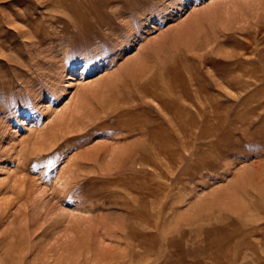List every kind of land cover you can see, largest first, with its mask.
Listing matches in <instances>:
<instances>
[{
    "label": "rangeland",
    "instance_id": "1",
    "mask_svg": "<svg viewBox=\"0 0 264 264\" xmlns=\"http://www.w3.org/2000/svg\"><path fill=\"white\" fill-rule=\"evenodd\" d=\"M0 264H264V0H0Z\"/></svg>",
    "mask_w": 264,
    "mask_h": 264
},
{
    "label": "bare ground",
    "instance_id": "2",
    "mask_svg": "<svg viewBox=\"0 0 264 264\" xmlns=\"http://www.w3.org/2000/svg\"><path fill=\"white\" fill-rule=\"evenodd\" d=\"M135 84H136V83H135ZM138 84H139V83H138ZM138 84H137V85H138ZM141 84H142V83H141ZM144 86H145V85H144ZM145 89H147V88H145ZM139 90H140V89H139ZM143 90H144V89H143ZM141 91H142V90H141ZM139 92H140V91H139ZM149 92H150V91H148V93H149ZM142 93H143V92H142ZM146 93H147V91H146ZM150 95H151V93H150ZM144 96H145V95H144ZM210 98H211V97H210ZM212 99H213V98H212ZM209 100H210V99H209ZM203 101H204V100H203ZM203 101H202V102H203ZM205 101H207L206 98H205ZM193 102H194V101H193ZM197 102H198V101H197ZM200 102H201V101H200ZM216 102H217V101H216ZM194 103H195V102H194ZM206 103H207V102H206ZM217 104H218V103H217ZM206 105H207V104H206ZM163 106H164V105H163ZM216 106H217V105H216ZM218 106H219V105H218ZM218 106H217V107H218ZM202 107H203V106H202ZM217 107H216V108H217ZM204 108H205V107H204ZM213 108H214V107H213ZM207 110H208V109H207ZM208 111H209V110H208ZM212 111H213V110H212ZM120 112H121V111H120ZM122 112L124 113V111H122ZM125 112H126V111H125ZM117 113H118V112H117ZM117 113H116V114H117ZM123 113H122V114H123ZM116 114H115V115H116ZM198 114H200V113H198ZM208 114H209V113H208ZM211 114H212V113H211ZM115 115H114V116H115ZM129 115H130V114H129ZM129 115H128V116H129ZM118 117H119V118H117V122H118V120L120 121V120L122 119V118H120V116H118ZM124 117H126V116L124 115ZM205 120H206V119H205ZM139 122H140V121H139ZM201 122H202V121H201ZM129 123H130V121H129ZM208 123H209V122H208ZM131 124H132V123H131ZM133 124H134V123H133ZM135 124H136V123H135ZM140 124H141V123H140ZM200 124H201V123H200ZM122 125H123V124H122ZM206 125H207V124H206ZM125 126H126V125H125ZM125 126H124V127H125ZM138 126H139V125H138ZM130 128H131V127H130ZM130 128H129V129H130ZM143 129H144V128H143ZM145 129H146V128H145ZM145 129H144V130H145ZM130 130H133V129H130ZM133 131H135V130H133ZM149 131H150V130H149ZM141 134H142V133H141ZM147 140H148V139H147ZM145 142L147 143V141H145ZM148 142H149V141H148ZM146 143H143V144L146 145ZM149 143H150V142H149ZM136 144H137V143H136ZM135 146H136V145H135ZM137 146H138V145H137ZM143 147H144V146H143ZM146 147L149 148L148 146H146ZM125 149H126V148H125ZM139 149H140V148H139ZM143 150H145V149L143 148ZM143 150H142V152H143ZM123 152H124V150H123ZM126 152H127V151H126ZM139 152H140V150H139ZM142 152H141V153H142ZM147 152H148V151H147ZM134 153H135V151H134ZM124 154H125V153H123V155H124ZM127 154H128V153H127ZM131 154H132V153H131ZM151 154H152V153H151ZM121 156H122V154H121ZM121 156H120V159H121ZM145 156H146V155H145ZM149 156H150V155H149ZM124 157H125V156H124ZM136 157H137V156H136ZM132 158H133V157H132ZM132 158H131V159H132ZM150 158H151V157H150ZM122 159H123V158H122ZM139 160H140V159H139ZM122 161H123V160H122ZM152 161H153V160H152ZM126 162H127V160H126ZM126 162H125V163H126ZM128 162H129V161H128ZM140 162H141V161H140ZM135 163H136V162H135ZM151 163H152V162H151ZM123 165H124V164H123ZM133 165H134V164H133ZM125 166H127V165H125ZM153 166H154V164H153ZM120 167H121V166H120ZM145 167H146V166H144V168H145ZM147 167H148V166H147ZM149 167H150V165H149ZM121 168H122V167H121ZM134 168H135V167H134ZM154 168H155V167H154ZM115 169H116V168H115ZM141 169H143V168H141ZM148 169H149V168H148ZM150 169H151V168H150ZM131 170H132V169H130V172H131ZM134 170H135V169H134ZM139 170H140V169H139ZM132 171H133V170H132ZM130 172H129V173H130ZM135 172H136V171H135ZM134 176H135V175H134ZM146 193H147V191H146ZM138 194H139V193H138Z\"/></svg>",
    "mask_w": 264,
    "mask_h": 264
}]
</instances>
